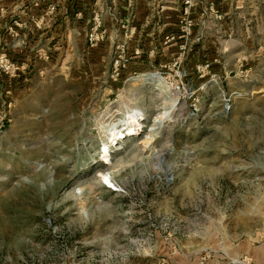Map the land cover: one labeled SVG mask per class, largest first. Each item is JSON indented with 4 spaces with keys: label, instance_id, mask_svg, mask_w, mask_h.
<instances>
[{
    "label": "rangeland",
    "instance_id": "obj_1",
    "mask_svg": "<svg viewBox=\"0 0 264 264\" xmlns=\"http://www.w3.org/2000/svg\"><path fill=\"white\" fill-rule=\"evenodd\" d=\"M34 1L0 6V264H264V0H192L169 44L153 0L138 55L132 17Z\"/></svg>",
    "mask_w": 264,
    "mask_h": 264
},
{
    "label": "crops",
    "instance_id": "obj_2",
    "mask_svg": "<svg viewBox=\"0 0 264 264\" xmlns=\"http://www.w3.org/2000/svg\"><path fill=\"white\" fill-rule=\"evenodd\" d=\"M31 1L33 0H0V6L2 5L3 7H6L7 11H9L8 15H10L11 12L12 13L16 11L19 12L20 8L29 4ZM43 1L44 0H35L33 2L34 7L36 8L41 6ZM60 1L61 3L60 5L58 4V8L60 9L62 8V9L58 11H61L63 16H67L65 17V19H69L71 17L75 18L76 12H77L76 16L79 13H81V15H83V17L85 18L86 15L89 14L90 9H92L93 13L100 14L101 16L113 15V18L116 16L124 20L132 17L133 18L132 25H130V27L132 33L131 38L133 37L135 39L134 43H136V47H134V51H136L135 55L137 53L138 54L140 53L139 47H142V51L145 52H147V49L149 50L151 48V47L149 48V44H145V45L140 44L139 41L144 34L148 36V39H150V36L154 35V33L163 32L160 31L162 29L159 26L155 25V22L153 21L155 19L150 12L151 9L148 8L149 3H151L153 0H60ZM161 1L168 2L169 0H161ZM109 3L111 4L110 5L111 8L107 10V4ZM164 8L165 7H162V9ZM162 18H163V23L164 20L165 23L161 27H165V28L171 27L170 30L164 34L172 33L173 28L176 27L177 24L176 25L172 23L170 24L168 20L166 21L167 17L165 15L162 16ZM162 38L164 39L165 36H162ZM152 51L154 52V49H152L150 52Z\"/></svg>",
    "mask_w": 264,
    "mask_h": 264
},
{
    "label": "bare ground",
    "instance_id": "obj_3",
    "mask_svg": "<svg viewBox=\"0 0 264 264\" xmlns=\"http://www.w3.org/2000/svg\"><path fill=\"white\" fill-rule=\"evenodd\" d=\"M151 81H152V83H155L158 86L163 85V81L159 77H157V78L151 77ZM164 115H165V117H168V115H169L168 109H164ZM141 116L142 115L139 111H134V112L130 113L127 116V118L123 121L122 127H124V129L123 130L120 129L121 131L118 130V128H119L118 124H113L109 128L110 129L109 130L110 135H111V141L117 142L118 140L123 139L126 136H135V135H138L140 132H142V128H143L142 125L143 124L141 123V121H143L144 119ZM165 117L163 116V118H165ZM160 122L161 121H159V123ZM109 154L110 153L108 152V148L104 147L103 160L105 163H109L111 161ZM106 180L109 181L108 178H106Z\"/></svg>",
    "mask_w": 264,
    "mask_h": 264
},
{
    "label": "built area",
    "instance_id": "obj_4",
    "mask_svg": "<svg viewBox=\"0 0 264 264\" xmlns=\"http://www.w3.org/2000/svg\"><path fill=\"white\" fill-rule=\"evenodd\" d=\"M183 4L185 6L184 11H183V20L180 23L179 26V34H169L167 36H165L164 38V43L165 44H169L172 43L173 41H177V40H182V39H187V37H189V35L191 34L192 30V22H188L187 18H189V9L192 7V0H183ZM96 23H94L93 28L91 29V32H89V40L92 41L94 39V35L95 33L98 31V29L101 27V23H98V16L96 17ZM179 35V36H178ZM97 38V36H96ZM124 50V48L122 49ZM121 53L124 54V51H122ZM153 54V52H151V55ZM122 62H123V58L119 57L116 59L115 63H114V67L116 69H118L119 67L122 66Z\"/></svg>",
    "mask_w": 264,
    "mask_h": 264
}]
</instances>
